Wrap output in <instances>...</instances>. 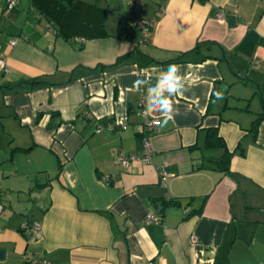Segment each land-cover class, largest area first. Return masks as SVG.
Returning a JSON list of instances; mask_svg holds the SVG:
<instances>
[{"label":"crops","instance_id":"0c3cea01","mask_svg":"<svg viewBox=\"0 0 264 264\" xmlns=\"http://www.w3.org/2000/svg\"><path fill=\"white\" fill-rule=\"evenodd\" d=\"M16 1L0 0V264H264V0ZM143 94L153 154L124 167Z\"/></svg>","mask_w":264,"mask_h":264},{"label":"built area","instance_id":"2783aa9c","mask_svg":"<svg viewBox=\"0 0 264 264\" xmlns=\"http://www.w3.org/2000/svg\"><path fill=\"white\" fill-rule=\"evenodd\" d=\"M132 2L137 3L138 0H131ZM17 4L16 0H6V6H5V13H9ZM216 17L218 19H222L223 13L222 10H219L216 14ZM132 25L137 27L141 31V41H146L150 35H151V29H152V23L150 21L140 19L137 17L132 18ZM11 44H14V41L10 42ZM0 68L5 69V57L4 55L0 59ZM149 99L148 94H143L139 100V106L136 111L138 115H141L144 118V130L146 134L144 135L142 139V146L139 153H132L129 155H126L124 153H120L118 156V161L125 167L129 163V161L133 159H139L142 162H149L151 160L153 150L150 142V135L157 129L159 120L155 116H152L147 108H146V102ZM120 126L122 128L125 127L124 123H113L111 126ZM102 130V126L99 125L96 129V132H100ZM161 174L164 176L165 173L161 172ZM158 217L153 214L149 213L146 216V223L150 222H157ZM23 230L26 233L36 234L37 236L40 234V227L36 222H31L30 224H25L23 226Z\"/></svg>","mask_w":264,"mask_h":264},{"label":"trees","instance_id":"16d2710c","mask_svg":"<svg viewBox=\"0 0 264 264\" xmlns=\"http://www.w3.org/2000/svg\"><path fill=\"white\" fill-rule=\"evenodd\" d=\"M69 1V0H67ZM29 82L32 83V85L36 86V85H44V84H49L48 82L41 80L39 78H33L31 80H29ZM262 118H264V116H258L252 123L251 127H250V131H252L254 134H256L257 130H258V125L260 123V121L262 120ZM217 140V143H219V145H224L222 140L218 137L217 132L215 130H210L209 134H208V138H207V144L208 145H212L214 144V141ZM231 158V153H229L226 149L224 150V153L222 154V156L217 160L216 164L217 167L221 170L224 171H228L229 170V161ZM206 200V196L203 197L202 203L200 205V207L196 210H193L190 212V214H196V213H201L203 205L205 203ZM178 201L176 200H167V202H165V205H175ZM188 214V215H190Z\"/></svg>","mask_w":264,"mask_h":264},{"label":"water","instance_id":"95a60500","mask_svg":"<svg viewBox=\"0 0 264 264\" xmlns=\"http://www.w3.org/2000/svg\"><path fill=\"white\" fill-rule=\"evenodd\" d=\"M3 257V250H0V258Z\"/></svg>","mask_w":264,"mask_h":264}]
</instances>
